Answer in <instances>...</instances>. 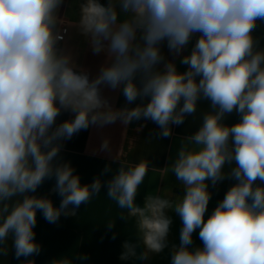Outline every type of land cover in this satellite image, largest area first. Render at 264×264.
Listing matches in <instances>:
<instances>
[{
    "label": "clouds",
    "instance_id": "1",
    "mask_svg": "<svg viewBox=\"0 0 264 264\" xmlns=\"http://www.w3.org/2000/svg\"><path fill=\"white\" fill-rule=\"evenodd\" d=\"M62 4L0 0V246L12 235L15 257L35 264L28 257L41 251L37 212L55 224L100 193L99 176L82 184L71 162L62 160L61 141L90 126L141 119L167 138L172 125L188 117L195 122L199 102L208 101L198 129L181 138L176 159L164 169L181 182L182 196L147 193L137 202L145 177L156 169L147 158L122 161L106 182L107 196L127 212L119 220L136 219L137 235L123 242L119 258L146 260L162 252L172 224L166 210H172L182 227L171 264H264V48L253 35L264 22V0H83L75 26L94 54H106L94 78L58 47ZM196 34L180 61L186 71L165 62V41L179 55ZM103 87L120 89L126 105L114 108ZM63 112L74 118L57 124ZM233 113L239 119L226 123ZM101 147L107 149L108 141ZM112 171L106 165L101 175ZM53 178L58 207L35 194ZM225 180L235 183L206 218L209 185ZM197 230L202 246L192 247ZM138 243L144 246L139 256ZM87 259L65 254L52 264Z\"/></svg>",
    "mask_w": 264,
    "mask_h": 264
},
{
    "label": "crops",
    "instance_id": "2",
    "mask_svg": "<svg viewBox=\"0 0 264 264\" xmlns=\"http://www.w3.org/2000/svg\"><path fill=\"white\" fill-rule=\"evenodd\" d=\"M83 0H63L58 15L64 18V24L68 27L65 40L58 47L70 53L75 63L85 69L90 78H94L100 67L106 60V54H94L88 38L80 33L75 26L79 19V3ZM107 4V0H100ZM258 41V47L264 48V22H259L254 33ZM199 34L193 36L188 46L176 55L169 51L166 41L161 45L165 62L173 61L179 72L187 70V66L180 63L184 55H188ZM163 67V63L160 65ZM102 95L108 99L114 108L126 105V100L120 89L112 90L108 87L102 88ZM141 103L138 99L128 107H134ZM147 103V99L143 101ZM209 102L201 101L198 104L197 117H188L183 124L171 126V135L167 138H159L158 125L151 120L141 119L124 125L120 120L115 123L100 126H90L81 130L71 139L61 141L62 148L60 156L64 161H70L75 172L80 176L82 184H90L99 176L102 180L100 193L92 198L87 204H81L77 209L76 216H61L57 223H48L43 215L37 212V224L34 228L35 240L41 245L38 255L28 257L35 264H52V261L65 254H86L87 260H76L74 264H171L172 247L180 244V230L182 221L178 214L172 210H166V215L172 219L170 231L167 237V247L160 253H152L146 260L131 258L122 261L119 257L122 252V244L126 239H134L137 235L136 219L128 217L126 221L119 220L123 214L127 216L126 210L118 207L116 202L107 196V181L112 178L115 170L122 161L128 163L138 162L140 158H147L150 170L143 184L138 190L137 202L142 203L143 196L147 193L167 195L170 198L182 196L184 189L173 172L164 169L169 168L177 156L181 147V138L193 134L199 127V113L208 110ZM74 114L63 112L56 123L73 119ZM239 119L236 113L226 118V123L233 124ZM108 141V148L102 149L103 142ZM106 165H110L112 172L101 175ZM235 183L234 180H225L216 186L209 185L211 199L209 201L206 218L221 201L228 189ZM55 179L46 180L35 193L40 196H48L55 206H59L61 197L52 191ZM22 199V197H20ZM17 197H13V202ZM114 223L115 227L109 230L106 225ZM115 234V238L113 235ZM202 246L199 239V230L193 233L192 247ZM0 248V264H23L25 258L17 259L13 247V237L9 236L6 243ZM144 251L142 243H138L137 256Z\"/></svg>",
    "mask_w": 264,
    "mask_h": 264
},
{
    "label": "built area",
    "instance_id": "3",
    "mask_svg": "<svg viewBox=\"0 0 264 264\" xmlns=\"http://www.w3.org/2000/svg\"><path fill=\"white\" fill-rule=\"evenodd\" d=\"M68 32V27L67 26H63L62 28H61V35L63 36V39L59 42V44L58 45H61L63 42H64V40H65V35H66V33Z\"/></svg>",
    "mask_w": 264,
    "mask_h": 264
}]
</instances>
